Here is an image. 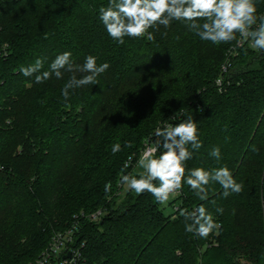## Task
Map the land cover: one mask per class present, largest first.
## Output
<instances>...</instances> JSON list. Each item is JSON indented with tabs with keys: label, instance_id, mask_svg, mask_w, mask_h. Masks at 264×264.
<instances>
[{
	"label": "trees",
	"instance_id": "1",
	"mask_svg": "<svg viewBox=\"0 0 264 264\" xmlns=\"http://www.w3.org/2000/svg\"><path fill=\"white\" fill-rule=\"evenodd\" d=\"M256 2L264 15V0ZM107 5L0 2V264H33L56 233L76 224L88 264H264V51L239 35L228 44L202 41L176 21L149 29L152 40L119 45L99 20ZM65 51L75 64L93 55L110 67L98 85L69 90L67 101L61 89L71 73L42 84L20 73L38 57L47 70ZM188 115L203 146L187 168L226 165L243 191L225 198L211 183L202 201L184 185L168 215L150 193L123 197L124 163L131 156L125 174L136 175L154 130ZM117 142L123 150L113 155ZM214 146L220 161L209 155ZM201 204L221 225L206 239L187 233L180 215ZM98 211L100 221H90Z\"/></svg>",
	"mask_w": 264,
	"mask_h": 264
},
{
	"label": "clouds",
	"instance_id": "2",
	"mask_svg": "<svg viewBox=\"0 0 264 264\" xmlns=\"http://www.w3.org/2000/svg\"><path fill=\"white\" fill-rule=\"evenodd\" d=\"M99 20L108 36L119 45L125 38L153 39L149 29L169 28L171 24L182 22L186 28L197 35L202 41L214 45L228 44L237 41H250V46L264 51V15H257L256 0H108V5L99 8ZM45 58H37L28 66H21L20 73L25 77H35V83L42 84L51 79H63L64 73H71L61 89V95L67 101L69 90L79 89L88 85H98V77L105 73L110 64H97V57L88 55L83 64H75L72 53L65 51L58 54L44 68ZM76 73H80L77 78ZM175 115L169 120H176ZM154 146L146 148L137 162L136 167L143 171L136 175L125 174L132 157L128 158L121 169L119 183L126 185L129 191L137 196L150 193L159 204L166 205L170 199L187 185L200 200L208 199V186L218 183L227 198L232 194H240L244 185L237 182L232 171L226 166L205 169L196 167L188 169L186 162L193 159L203 142L199 139L198 125L188 115L179 123L164 124L153 133ZM123 147L131 148L133 143L125 141ZM121 143L111 147L113 155L123 150ZM253 151L258 149L253 148ZM209 155L217 161L221 159V151L214 146ZM111 181L105 183L104 190L110 192ZM217 213L222 214L223 208L218 207ZM185 220V231L198 238L206 239L214 232L219 234L221 225L203 204L191 211L181 210ZM264 258V257H262Z\"/></svg>",
	"mask_w": 264,
	"mask_h": 264
},
{
	"label": "built area",
	"instance_id": "3",
	"mask_svg": "<svg viewBox=\"0 0 264 264\" xmlns=\"http://www.w3.org/2000/svg\"><path fill=\"white\" fill-rule=\"evenodd\" d=\"M2 0H0L1 2ZM242 43H240V46ZM224 74L228 72V65L222 67ZM219 90L222 91L224 86L223 80L217 81ZM154 146V143H149L146 148ZM145 148V150H146ZM144 150V151H145ZM181 195V191L175 195L177 198ZM173 199V198H172ZM177 210V208H176ZM102 217V211L89 217L92 222H99ZM77 224L66 229L63 232L56 233L48 246L43 250L40 256L33 264H88L82 250V246L76 241Z\"/></svg>",
	"mask_w": 264,
	"mask_h": 264
},
{
	"label": "rangeland",
	"instance_id": "4",
	"mask_svg": "<svg viewBox=\"0 0 264 264\" xmlns=\"http://www.w3.org/2000/svg\"><path fill=\"white\" fill-rule=\"evenodd\" d=\"M140 171H143V170L137 168V172H140ZM122 188H123V197H124L125 192H126L128 189H127V186H126V185H123ZM170 200H171V199H170ZM170 200H169V202H170ZM169 202H168V203H169ZM168 203H167L166 205L163 206V207H164L165 214H167V215H168V214H171V213L173 212V209H172L170 206H168Z\"/></svg>",
	"mask_w": 264,
	"mask_h": 264
}]
</instances>
